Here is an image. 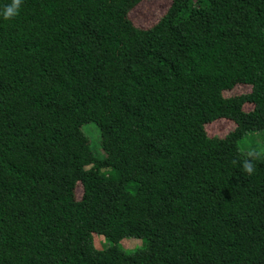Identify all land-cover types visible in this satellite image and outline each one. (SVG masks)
I'll return each instance as SVG.
<instances>
[{"label": "trees", "instance_id": "16d2710c", "mask_svg": "<svg viewBox=\"0 0 264 264\" xmlns=\"http://www.w3.org/2000/svg\"><path fill=\"white\" fill-rule=\"evenodd\" d=\"M141 1L0 15V264H264V157L239 147L264 130V0H170L148 28Z\"/></svg>", "mask_w": 264, "mask_h": 264}, {"label": "rangeland", "instance_id": "374dc122", "mask_svg": "<svg viewBox=\"0 0 264 264\" xmlns=\"http://www.w3.org/2000/svg\"><path fill=\"white\" fill-rule=\"evenodd\" d=\"M170 0H142L136 5L129 14L131 20L143 28H148L157 22L161 16L166 12ZM250 90V86L246 84H240L235 86L231 90H226V95H235ZM253 104L247 102L244 104L245 110H251ZM236 124L228 118H220L213 122L206 124V130L210 135L225 136L229 131L235 128ZM82 129L86 132L90 139V146L97 156L103 155L101 146L100 129L95 122H86L83 124ZM240 150L243 153L264 157V130L259 131H247L239 141ZM77 197L82 194L81 184L76 188ZM95 244L98 248H104L109 245V241L104 235L96 233L94 235ZM122 246L127 250H133L134 248L141 246L144 241L141 238H124Z\"/></svg>", "mask_w": 264, "mask_h": 264}, {"label": "clouds", "instance_id": "9594fccd", "mask_svg": "<svg viewBox=\"0 0 264 264\" xmlns=\"http://www.w3.org/2000/svg\"><path fill=\"white\" fill-rule=\"evenodd\" d=\"M22 0H11V3L8 4L0 15L3 16L4 19H10L18 14ZM243 169L248 174H252L254 171V166L250 161L243 162Z\"/></svg>", "mask_w": 264, "mask_h": 264}]
</instances>
